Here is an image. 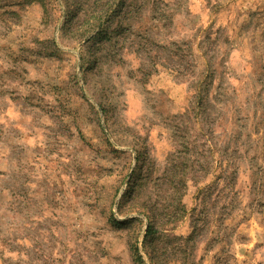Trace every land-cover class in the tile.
<instances>
[{
	"label": "rangeland",
	"instance_id": "obj_1",
	"mask_svg": "<svg viewBox=\"0 0 264 264\" xmlns=\"http://www.w3.org/2000/svg\"><path fill=\"white\" fill-rule=\"evenodd\" d=\"M0 264H264V0H0Z\"/></svg>",
	"mask_w": 264,
	"mask_h": 264
},
{
	"label": "trees",
	"instance_id": "obj_2",
	"mask_svg": "<svg viewBox=\"0 0 264 264\" xmlns=\"http://www.w3.org/2000/svg\"><path fill=\"white\" fill-rule=\"evenodd\" d=\"M105 13V12H104ZM103 13V14H104ZM107 13H108V10L106 11V13L104 14V15H102V14H100L99 13V17H94V21L92 22L93 23V25H91V23H90V26H91V28H94L93 30H92V32H94L95 31V33H96V35H98L99 37H101L102 35L103 36H105L106 35V32L105 33H102L103 32V30H102V28H103V24H104V22L108 19V16H107ZM90 33H91V31L90 30H88V31H85L84 32V34H83V36L84 37H82V38H84L83 40H85V41H90V40H92V37H90ZM82 34H81V36H82ZM86 34V35H85ZM92 34V33H91ZM130 190L126 193V195H129V193H133V191L131 190V188H129ZM125 195V196H126ZM114 222V221H113ZM114 224H118L117 222H115ZM147 234H148V232H147ZM135 255L137 256V257H139L138 255H137V253H135ZM140 259H141V257H139Z\"/></svg>",
	"mask_w": 264,
	"mask_h": 264
}]
</instances>
